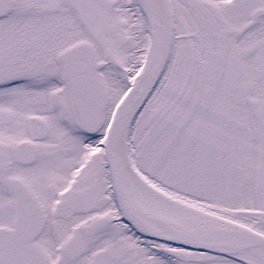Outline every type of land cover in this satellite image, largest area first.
<instances>
[{"label":"snow or ice","instance_id":"1","mask_svg":"<svg viewBox=\"0 0 264 264\" xmlns=\"http://www.w3.org/2000/svg\"><path fill=\"white\" fill-rule=\"evenodd\" d=\"M0 264H264V0H0Z\"/></svg>","mask_w":264,"mask_h":264}]
</instances>
